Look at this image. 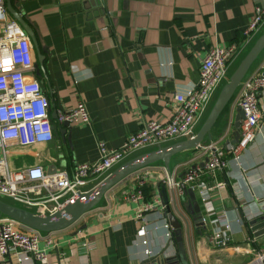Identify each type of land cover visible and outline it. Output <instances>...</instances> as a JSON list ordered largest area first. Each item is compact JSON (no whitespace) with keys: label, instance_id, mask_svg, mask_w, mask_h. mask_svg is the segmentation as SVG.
<instances>
[{"label":"crops","instance_id":"crops-1","mask_svg":"<svg viewBox=\"0 0 264 264\" xmlns=\"http://www.w3.org/2000/svg\"><path fill=\"white\" fill-rule=\"evenodd\" d=\"M262 2L25 0L23 18L32 29L39 48L46 51L43 70L52 90L51 98L46 93L50 112L72 109L80 101L85 104L90 121L87 125H70L61 135L62 124L54 120V142L34 150L28 157L16 158L12 165L15 168L50 165L55 163L59 149L64 166L57 170L70 174L77 165L98 159L99 142L116 150L144 123H167L172 117L174 97L186 95L195 87L201 62L211 47L234 48L227 78L234 71L259 36L246 41L242 34L254 7ZM32 52L34 70L27 77L39 81L35 73L37 70L41 73L33 47ZM262 66L264 51L246 76L255 74ZM41 86L46 91L44 81ZM239 89L226 108L225 131L221 132L223 128L216 130L215 125L211 129L212 141L222 146L232 140ZM151 150L154 148L145 149L131 158ZM204 161L201 152L189 151L173 156L171 180L179 182L188 166ZM241 162V168L230 166L225 172H215L212 179H202L225 184L224 190H215L212 195L217 214H224L230 225V241L224 250L214 248L212 227L203 228L193 223L188 198L181 201L183 195L166 186L173 214L177 217V211H180L185 219L183 222L178 218L181 242L189 264H254L258 255H264V234L254 238L247 224L261 217L257 216V203L264 201V113L255 140L243 153ZM143 171L147 172L146 201L154 203L157 200L159 203L146 214L145 238L136 235L140 223L134 220L135 205L124 200L134 185L131 175L109 190L100 204L76 224L50 233L56 245L49 250L48 261L51 264H81L77 250L84 239L92 244L86 264H139L147 258L146 249L154 255L163 252L165 257L175 256L176 243L174 238L171 242L166 238L163 224L167 221L156 188L166 178L165 167L157 164ZM98 182L90 183L83 192ZM240 204H245V210L240 209ZM63 254H66L64 259Z\"/></svg>","mask_w":264,"mask_h":264},{"label":"built area","instance_id":"built-area-1","mask_svg":"<svg viewBox=\"0 0 264 264\" xmlns=\"http://www.w3.org/2000/svg\"><path fill=\"white\" fill-rule=\"evenodd\" d=\"M263 29L264 0L254 7L242 34L244 40L260 35ZM233 54L234 48L231 47H211L201 62L195 87L186 95L174 97L172 117L167 123H144L116 150L99 142L95 162L79 164L70 174L56 170L48 175L49 165L46 164L15 168L13 160L28 157L34 150L46 148L54 142V122L50 118L46 91L37 79L27 77L34 70L32 44L25 31L10 18L4 0H0V199L42 216L52 215L83 193L90 183L101 181L137 153L192 138L219 87L226 82ZM239 88L235 105L243 113V120L237 142L222 146L211 141L201 146L199 150L205 156L203 163L188 166L177 183L167 177L163 180L170 190L183 194L180 185H184L195 194L202 222L212 227L211 241L218 251L228 247L230 225L224 214H217L212 195L215 190H224L225 184L202 179H211L215 172L230 166L241 168L243 153L254 142L264 113V66L255 74L246 76ZM55 121L57 124L87 125L90 118L85 104L79 101L72 109L56 111ZM226 155L229 156L227 160ZM35 157L40 159L39 155ZM143 170L132 175L134 185L124 198L135 205L134 220L140 223L138 238L146 237V214L159 205L157 200L154 203L146 201L147 172ZM241 175H244L243 170ZM244 205H239L241 210H245ZM257 207V216L264 217V201L258 202ZM163 228L171 242L172 229L166 222ZM55 245L50 233L25 229L0 217V264H51L48 253ZM91 246L86 239L79 243L77 252H80L81 264L87 263L86 255ZM145 255L154 254L146 249ZM62 258H66V254ZM254 264H264V255H258Z\"/></svg>","mask_w":264,"mask_h":264},{"label":"water","instance_id":"water-1","mask_svg":"<svg viewBox=\"0 0 264 264\" xmlns=\"http://www.w3.org/2000/svg\"><path fill=\"white\" fill-rule=\"evenodd\" d=\"M24 1L25 0H4L6 11L10 18L16 21L25 31L32 44L35 58L41 73L39 74L37 70L35 73L36 78L39 79L40 84H43V81L46 83V93L48 97L51 98L52 90L50 89V84L47 82V76L44 74L43 70V62L45 60L44 54L46 51L43 48H39L32 29L23 18L22 4ZM263 51L264 29L245 52L244 57L238 63L234 71L229 75L226 82L222 85L208 112V115L192 138H186L179 142L155 148L154 150L144 152L128 159L112 170L105 178L99 181L91 189L86 192L79 193L76 198L52 215L42 216L0 199V217L7 218L25 229L40 233H56L66 230L76 224L85 214L95 209L100 204L103 196L109 190L140 170L157 164H162L166 170V177L168 180H171V158L183 152L193 151L194 153H198L200 152L199 148L201 146L205 145L207 141H212L211 129L216 124L222 113L226 110L227 106L230 104L240 87L241 82L248 74L250 67L257 61ZM51 118L53 120L56 119V112H54V110L51 113ZM242 120L243 113L238 110L234 117L232 126L234 131L230 145H234L239 138V127ZM69 126L70 125L67 122L62 124L63 129L61 130V135L65 134V132L69 129ZM224 131L225 124L221 132L223 133ZM67 141L69 142V138ZM63 144L65 145V142ZM54 161L55 163L53 162L47 167L46 173L48 175L54 173L57 168H62L64 166L63 156L59 153V151L56 152ZM156 188L159 190L161 196L163 216L167 221L166 223L172 229L174 235L177 253L175 256L165 257L164 253L160 252L159 254L147 257L139 262V264H189L181 242V224L179 219L185 222L183 213L177 211V217L173 214L172 209L168 204L165 182H159ZM180 189L183 192V198H180V200L184 201V197L188 198V211L191 215L193 223L195 225L202 226L203 228H207L202 222L195 194L184 185H180ZM173 207L176 209V204H174ZM247 224L254 238L260 237L264 234V217L261 216L250 220Z\"/></svg>","mask_w":264,"mask_h":264},{"label":"rangeland","instance_id":"rangeland-1","mask_svg":"<svg viewBox=\"0 0 264 264\" xmlns=\"http://www.w3.org/2000/svg\"><path fill=\"white\" fill-rule=\"evenodd\" d=\"M222 87V86H221ZM221 87H219V89H218V91L217 92H219L220 91V89H221ZM225 121H226V110L222 113V115L220 116V118L218 119V121L216 122V130H220V129H222L223 128V126H224V123H225Z\"/></svg>","mask_w":264,"mask_h":264},{"label":"trees","instance_id":"trees-1","mask_svg":"<svg viewBox=\"0 0 264 264\" xmlns=\"http://www.w3.org/2000/svg\"><path fill=\"white\" fill-rule=\"evenodd\" d=\"M50 118H51V115H50ZM51 121L52 122H54V120L51 118ZM216 126V125H215ZM225 159L227 160V159H229V156H225ZM223 172H225V170H223ZM212 179V178H211ZM208 180V179H207ZM145 190V189H144ZM145 194H146V192H145ZM173 238H174V236H173ZM173 238H172V240H173ZM174 241V240H173Z\"/></svg>","mask_w":264,"mask_h":264}]
</instances>
